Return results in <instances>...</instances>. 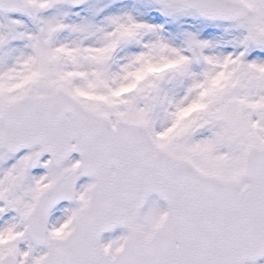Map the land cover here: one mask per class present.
Wrapping results in <instances>:
<instances>
[{
	"label": "snow or ice",
	"instance_id": "obj_1",
	"mask_svg": "<svg viewBox=\"0 0 264 264\" xmlns=\"http://www.w3.org/2000/svg\"><path fill=\"white\" fill-rule=\"evenodd\" d=\"M0 264H264V0H0Z\"/></svg>",
	"mask_w": 264,
	"mask_h": 264
},
{
	"label": "rangeland",
	"instance_id": "obj_2",
	"mask_svg": "<svg viewBox=\"0 0 264 264\" xmlns=\"http://www.w3.org/2000/svg\"><path fill=\"white\" fill-rule=\"evenodd\" d=\"M73 157L74 158H78V155H73ZM45 158H47L46 156H45ZM37 171H42V169H37ZM86 179H88L87 177L85 178H81V180L79 181V183H83ZM119 231H120V229H118V230H116V231H114V232H112V233H106L105 235H104V238H108L109 236H112V235H116V234H118L119 233Z\"/></svg>",
	"mask_w": 264,
	"mask_h": 264
},
{
	"label": "water",
	"instance_id": "obj_3",
	"mask_svg": "<svg viewBox=\"0 0 264 264\" xmlns=\"http://www.w3.org/2000/svg\"><path fill=\"white\" fill-rule=\"evenodd\" d=\"M73 154H76V153H73ZM73 154H72V155H73Z\"/></svg>",
	"mask_w": 264,
	"mask_h": 264
},
{
	"label": "flooded vegetation",
	"instance_id": "obj_4",
	"mask_svg": "<svg viewBox=\"0 0 264 264\" xmlns=\"http://www.w3.org/2000/svg\"><path fill=\"white\" fill-rule=\"evenodd\" d=\"M35 171H37V169Z\"/></svg>",
	"mask_w": 264,
	"mask_h": 264
}]
</instances>
